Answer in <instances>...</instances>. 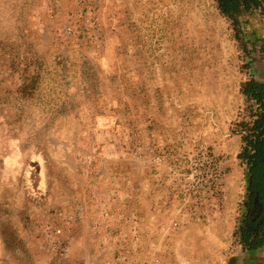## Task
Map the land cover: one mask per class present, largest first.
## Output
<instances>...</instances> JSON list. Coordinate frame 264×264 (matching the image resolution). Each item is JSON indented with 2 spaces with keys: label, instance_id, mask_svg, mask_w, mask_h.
I'll list each match as a JSON object with an SVG mask.
<instances>
[{
  "label": "crops",
  "instance_id": "obj_1",
  "mask_svg": "<svg viewBox=\"0 0 264 264\" xmlns=\"http://www.w3.org/2000/svg\"><path fill=\"white\" fill-rule=\"evenodd\" d=\"M19 1L22 0H0V21L5 19L4 12H7L11 20L13 19L12 14L15 12L12 6ZM261 2L263 10L261 13L264 15V0ZM215 10L218 12L216 3ZM251 18L259 25L255 15ZM6 19L3 21V27L10 25ZM262 22L264 24V19ZM11 36L9 31L6 33V30H0V42L7 41ZM221 55L220 52H215L216 57ZM199 71L201 70L193 68L189 74L186 62L182 61H179L174 69L169 64V68H164V81L158 84V87L162 85L163 89L153 90L150 85L142 87L138 78L135 82L133 78L131 84L118 81L120 72H115L117 77L113 81L111 72H105L103 69L97 70L95 75L90 74L89 79H84L80 78L81 74L77 76L73 72H62L58 67L53 68L52 75L55 77L46 88L40 86L39 91L44 95L36 102L41 107L50 108L43 115L45 121L57 124L51 135L52 160L72 178L51 180L53 190H49L50 180L46 173L44 154L29 144V132L21 125L22 113L12 108L16 103L19 107L28 105L27 86L21 84L18 96L12 98L6 93L10 86L5 76L6 67L4 65L0 67V264H106L105 257H95L94 253L122 251L130 246L134 254L139 248L141 233L138 226L136 236L134 232L130 235L129 244L123 241V231L116 223L112 226V230L105 228L97 212V206L89 203L88 192L89 189H93V185L86 179L77 180L73 175L83 167L97 166L78 162L77 155L82 150L81 145H89L87 153L91 156L96 153L130 155V163H119L118 168L124 170L128 167L132 172V194L127 197L131 199V203L138 202L140 198L139 171L144 166L141 161L146 152L151 153L159 149L186 150L191 146L190 141L193 142L192 148L206 146L213 153L223 151L230 156L224 164L226 198L231 206L229 212L233 211L232 208H236L234 205L236 206L237 202L242 203L247 181L246 174L244 173L243 177L241 172L242 166L245 165L238 159L241 151L239 145L242 146V143L235 139L232 140L233 146H226L225 143L215 141L219 135L215 132V107H218L220 113L226 112L227 108L232 112V109L243 107L245 97L241 94L240 87L247 80L245 74L239 73L237 67L232 69L226 58L222 60L221 57L215 63V70L203 71L201 74ZM41 73L36 70V75ZM134 73L136 72H132L133 76ZM253 79L264 84V62ZM189 82L195 85L201 83L202 87L192 88V93L189 94ZM204 83L211 86L206 90L205 87L203 88ZM39 85L37 84L35 89H38ZM147 88L149 90H146ZM147 92L148 97L145 94ZM199 92H202L201 96ZM204 94L206 99L203 97ZM154 95L159 98H154ZM190 95L199 96L198 104H195L197 101L195 99L191 102L194 105H187L188 102L185 104L184 99ZM90 98L96 101V108L86 110ZM80 107L82 109L78 112L72 109ZM237 110L241 111V109ZM180 113L186 114L183 117ZM80 122L87 124V129L81 136H76L75 124ZM85 139L88 140L86 144L79 141ZM83 151L85 152V148ZM105 165L101 164L99 167ZM167 166L168 164H164L162 171H170ZM159 171L158 168H154L148 178L149 202L154 204L148 216L152 225L157 224L159 218L156 216L158 208L155 204L159 201L169 202L175 209V205L182 199L179 194L173 192L167 194L166 184L164 194H159L157 185H153V181L157 182L159 177H162ZM170 182L169 174L167 184ZM114 183L111 193L106 196L102 192H94L100 200L107 202L113 219L118 222L124 213L116 204H121L122 199H125L118 191L121 186L116 181ZM42 200H46L51 207L68 208L76 205L80 209L78 221L71 230L68 253L63 260L40 252L34 240L29 237L30 225L35 213L32 204ZM214 203L215 200L208 203L207 207H211V210L207 207L203 210L204 213L211 212L208 216L212 220L211 224L197 223L190 232L184 228L183 233L179 235L182 237L178 238V243L175 242L176 237L167 236L169 239L163 245L168 247V263L177 264V262L172 263L178 258L176 252L193 249L205 254L204 257L210 260V264H215V257L216 261L223 257L225 264H264V245L254 249L246 248L229 256L223 255L231 228L220 226L215 229ZM239 208L242 206L240 205ZM129 214L128 219L139 218L138 212L133 209ZM130 222L129 230L133 228V221ZM118 234H121L120 240ZM191 236H194V239H191ZM132 260H134L133 256Z\"/></svg>",
  "mask_w": 264,
  "mask_h": 264
},
{
  "label": "rangeland",
  "instance_id": "obj_2",
  "mask_svg": "<svg viewBox=\"0 0 264 264\" xmlns=\"http://www.w3.org/2000/svg\"><path fill=\"white\" fill-rule=\"evenodd\" d=\"M12 10L15 12L12 14V20L10 16H7V12H4V18H7L9 26L3 27L5 19L0 21V30H6V33L9 31L12 35L10 39L7 38V41L0 42V67L3 65L6 67L5 76L10 82L6 93L12 98L18 96L21 84L24 83L27 86L28 105L19 107L16 103L12 108L22 113L21 125L25 126L29 132V144L44 154L46 173L50 180L49 190H53L51 180L72 178L66 171L58 168L52 160L51 135L57 124L45 121L43 115L50 108L41 107L36 102L44 95L39 91L40 86L44 89L52 83L55 77L52 75L53 68L58 67L62 72H73L77 76L81 74L80 78L84 79H89L90 74L95 75L97 70L103 69L105 72H111L113 81L117 77L115 72H120L118 80L120 82L131 84L133 78L134 82L138 78L142 87L150 85L153 90H160L163 87L162 85L158 87V84L164 81V68H169L171 64L174 69L179 61L186 62L189 74L193 68L201 70L199 71L201 74L203 71L215 70V63L219 61V57L222 60L226 58V62L232 69L237 67L239 73L245 74L247 81L255 77L264 62V24H262L264 15L260 11L254 14L259 18V20L256 18L259 25L251 17L242 19L244 43L247 49L244 53L234 38L230 22L215 10L214 0H22L18 4H13ZM215 52H220L222 55L216 57ZM37 69L42 72L40 75H36ZM133 71L136 72L134 76ZM91 82L93 83V80ZM37 84L40 85L38 89H35ZM210 86L211 84L207 86L204 83L203 88L207 90ZM196 87H202L201 83L195 85L189 82V94L192 93L191 89ZM145 94L148 97L149 93ZM201 94L202 92H199L200 96ZM203 97L206 99V94ZM194 99L199 100V96H186L185 104L188 102L187 105H194L191 103ZM198 100L195 104H198ZM87 103L89 106H86V110L96 108V101L92 98ZM248 105L251 103L245 98L243 107L232 109V112H229L227 108L226 112L220 113L218 107H215V132L219 133L216 142L233 146L232 140L236 139L243 146V135L240 132L245 129L243 124L250 118L246 110ZM72 109L78 112L82 108ZM185 114L180 113L183 117ZM16 126H19L18 121ZM86 126L87 124L82 122L76 123V136H81L87 129ZM79 141L86 144L88 140ZM88 146L81 145L82 150L78 152L77 160L97 166L83 167L75 171L73 175L77 180L86 179L93 185V189H89V196L97 195L99 192H102L104 196L110 194L112 186L115 185L114 181L121 186L118 191L125 200L122 199V203L116 206L124 213V216L115 223L122 229V234H127L129 230L127 217L132 209L139 215L138 228L141 233L139 248L134 251V254L130 246L122 251L109 250L94 253L95 257H105L106 264H169L168 247L163 245L169 239L167 236L176 237L175 242L178 243V238L182 237L179 235L183 233L184 228L190 232L194 230L197 223L211 224L209 220L196 221L192 217L187 218L186 223L182 224L181 204L177 203L173 209L169 202L160 201L155 204L158 208L156 216L159 217L157 224L152 225L148 218L154 206L149 202L148 178L154 168H158L162 175L157 182L153 181V185H157L160 191L159 194H164L165 184L167 185L165 192L167 194L171 192L166 177L169 172L162 171L164 164L155 166L153 158L160 157L162 163L171 165L188 162L190 156H181L177 152H168L163 149L146 152L141 161L144 166L139 171L140 198L138 202L131 203V199L127 197L132 194V172L128 167L124 170L118 168L119 163H130V155L96 153L91 156L87 153ZM242 146L239 145L241 148ZM215 154L226 159L230 157L223 151H215ZM238 159H240L239 155ZM240 161L245 165L241 169L243 177L245 173V179L248 180V167L241 159ZM101 164L106 165L99 167ZM243 201L240 204L237 202L232 212H229L231 206L227 198L224 202L215 201V229L220 226L231 228L225 242L227 245L226 250L223 251L224 256L246 249L239 233ZM37 203L42 204L47 210L55 208L49 206L46 200L34 202L32 205L35 213L30 229L40 210L36 206ZM240 205L242 208H239ZM173 210L177 212L174 213ZM175 222H180L182 225L179 230L174 231L172 225ZM120 235L118 234L119 240ZM122 238L129 244V236ZM191 239H194V236H191ZM176 253L178 258L172 263L206 264L208 262L210 264V260L205 258V254L199 250L192 249ZM57 258L63 260L59 256ZM215 264H225L224 258L221 257V260L216 261L215 257Z\"/></svg>",
  "mask_w": 264,
  "mask_h": 264
},
{
  "label": "built area",
  "instance_id": "obj_3",
  "mask_svg": "<svg viewBox=\"0 0 264 264\" xmlns=\"http://www.w3.org/2000/svg\"><path fill=\"white\" fill-rule=\"evenodd\" d=\"M240 134L248 136L245 130H242ZM192 143L190 141L191 146ZM191 146L190 149L186 150H164L177 152L181 156H190L188 162L169 164L168 168H170V171L166 175L167 180H169V174L171 175V182L169 184L171 187L170 191L181 195L182 198L180 202V212L183 216L181 219L182 224H185V220L190 217L196 221L200 219L212 221L211 218H208L211 212L204 213L203 210L212 200L220 202L226 200L224 169V164L227 160L226 157L218 156V154L213 153L206 146L197 148H192ZM153 162L155 166L166 164L162 163L160 157L153 158ZM89 197V203L98 208L97 212L99 213L101 222H103L102 225L112 230V226L116 221L112 217L107 202L100 200L96 194ZM36 206L40 210L34 218L29 237L34 240V244L40 252L50 256L66 257L71 238V230L78 221L80 210L76 205L68 208L55 207L50 210L43 208L40 203H37ZM185 210L187 212H184ZM197 210L199 212L196 213L195 211ZM208 210H211V207ZM130 221H133V228L128 230L129 232L125 234L126 237H130L132 232L136 236L138 226L136 224H138L139 220L137 218H130L129 223L131 224ZM182 224L180 222L173 223L172 230H179Z\"/></svg>",
  "mask_w": 264,
  "mask_h": 264
},
{
  "label": "trees",
  "instance_id": "obj_4",
  "mask_svg": "<svg viewBox=\"0 0 264 264\" xmlns=\"http://www.w3.org/2000/svg\"><path fill=\"white\" fill-rule=\"evenodd\" d=\"M214 2L219 14L230 22L240 49L246 53L241 21L253 17L257 11H263L261 0H214ZM240 92L251 105L246 108L250 118L243 125L248 136L242 137L244 143L239 158L248 167L250 189L253 190V186H257L256 191L264 202V84L250 79L241 84Z\"/></svg>",
  "mask_w": 264,
  "mask_h": 264
},
{
  "label": "flooded vegetation",
  "instance_id": "obj_5",
  "mask_svg": "<svg viewBox=\"0 0 264 264\" xmlns=\"http://www.w3.org/2000/svg\"><path fill=\"white\" fill-rule=\"evenodd\" d=\"M257 189V186H253V190L250 189V181H246L239 233L247 249L264 245V202L256 191Z\"/></svg>",
  "mask_w": 264,
  "mask_h": 264
}]
</instances>
